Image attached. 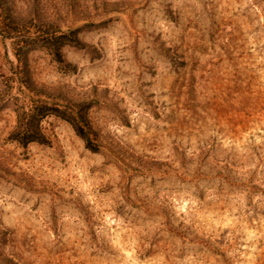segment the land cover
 Instances as JSON below:
<instances>
[{"label":"rangeland","instance_id":"obj_1","mask_svg":"<svg viewBox=\"0 0 264 264\" xmlns=\"http://www.w3.org/2000/svg\"><path fill=\"white\" fill-rule=\"evenodd\" d=\"M5 15L23 36H0V264H264V0ZM70 31L63 65L30 43ZM40 102L84 117L98 151L56 115L45 144L13 141Z\"/></svg>","mask_w":264,"mask_h":264},{"label":"trees","instance_id":"obj_2","mask_svg":"<svg viewBox=\"0 0 264 264\" xmlns=\"http://www.w3.org/2000/svg\"><path fill=\"white\" fill-rule=\"evenodd\" d=\"M18 24L19 23L15 22V20L11 19L7 15L2 18L0 17L1 38L16 43V40L18 41V39L23 36L18 30ZM58 39H68L71 44H75L72 42H77L76 33L74 31H70L66 34H61L59 37L57 36L45 39L37 38L30 43L41 44V46H43V50H45L56 63L63 65V58ZM23 49H25V47H19V49L15 51L16 49L14 48V51L19 57H22L24 55ZM49 115H56L67 121L72 126L76 135L84 142L86 149L93 153L98 151V147H96V145H94L91 141L90 129L85 127V125L82 126L80 123L84 122V117H79V120H81L79 122L77 117L72 113L60 111L58 108L50 106L45 102H40L34 107L26 110L24 109L21 113L17 114L16 126L11 134V139L23 147H27L31 143L45 144V138L41 133V122ZM250 188L256 189L257 187L252 185Z\"/></svg>","mask_w":264,"mask_h":264}]
</instances>
